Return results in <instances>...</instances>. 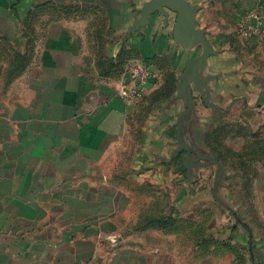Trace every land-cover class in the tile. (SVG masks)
Masks as SVG:
<instances>
[{"label":"crops","instance_id":"crops-1","mask_svg":"<svg viewBox=\"0 0 264 264\" xmlns=\"http://www.w3.org/2000/svg\"><path fill=\"white\" fill-rule=\"evenodd\" d=\"M185 1L186 23L204 31L212 52L187 77L194 107L183 137L223 164V201L234 210L222 191L229 186L243 206L253 192L264 224V162L238 174L237 158L229 166L230 154L221 160L204 139L220 123L264 134V36L242 29L264 0ZM150 3L0 0V264H185V230L145 226L170 203L191 216L199 210L193 223H213L218 235L215 215L200 211L227 208L214 194L217 165L187 169L177 138L189 95L182 77L206 46L179 26L176 10L144 18ZM134 60L151 62L152 75L132 105L120 90L132 85ZM233 138L227 148L242 150L245 137ZM226 226L221 237L246 248V233ZM191 240L187 264L227 256L234 264L231 251L210 245L202 255L200 237Z\"/></svg>","mask_w":264,"mask_h":264},{"label":"trees","instance_id":"trees-1","mask_svg":"<svg viewBox=\"0 0 264 264\" xmlns=\"http://www.w3.org/2000/svg\"><path fill=\"white\" fill-rule=\"evenodd\" d=\"M17 57H18L17 59L20 60L21 56L19 54ZM130 63L131 62L127 63L126 65L127 69ZM143 63H145L147 66L151 65V62L147 60H144ZM15 70L16 69H12L10 73L12 74ZM260 132H261L260 130L258 131L247 130L245 127H242L240 125L220 123L216 128H214L209 133H207L204 139L208 148L212 151V153H214L221 160H225L227 154H230L231 152V149L225 146V139L229 135H232V137L244 136L246 140V144L244 145L240 153H236L238 166L246 170L244 173L254 172L256 174L255 166L257 165L258 162H264V138L262 136L259 137V135H261ZM244 179L250 180L246 176H244ZM197 212H199V210ZM197 212H194L193 217L190 218L185 216L183 214L184 212H182L180 208H175V206L172 203H170L166 211L163 212V214L161 215L155 214L152 215L151 217H148L146 219L145 226L158 227V228H171V229L177 227L178 229L186 230L185 228L187 224V226L189 227L191 226L195 227V229H193L192 234H194L195 236L198 235L200 237L201 244L205 241L209 242L208 247L207 246L205 247V245L202 244V248L205 250L202 251L201 253L202 255L203 254L207 255L209 251L206 250L209 248L210 245H214L215 250H217L216 252L218 251L224 252L229 250L234 254V256L236 255L239 256L240 258L244 257L243 255L244 251L241 250L242 245L240 251H235L237 250V247L233 245L231 241L228 240L224 242L222 247H220L222 241L215 240V238L212 235L211 236L208 235L206 226L202 224L196 225L195 223H193V220L196 218Z\"/></svg>","mask_w":264,"mask_h":264},{"label":"rangeland","instance_id":"rangeland-1","mask_svg":"<svg viewBox=\"0 0 264 264\" xmlns=\"http://www.w3.org/2000/svg\"><path fill=\"white\" fill-rule=\"evenodd\" d=\"M233 128V127H232ZM233 130V129H232ZM234 131V130H233ZM261 135H259V137H263L264 134L262 132H260ZM229 135V134H228ZM231 139H234L231 135H229L225 140V146L228 147L227 145V141L231 140ZM242 150H239L238 152H230V158L227 160V164L229 166H231V161L236 157V153H240ZM228 167V166H226ZM237 169V173L238 174H241V172H245L246 170L245 169H242L240 168V166H236ZM230 168V167H229ZM210 180L213 181L214 179V174H210ZM251 186V185H250ZM231 187V188H230ZM229 192L226 191L225 188H223V195L225 194L226 196V199H228L229 201H231L233 203V206L235 207L234 208V211L235 212H230L229 209H225V207H221L219 208L218 206H214L212 207L211 205V208H200V211L201 212H204L206 213L207 215H211V216H214L217 218L218 220V235L215 236L214 232L212 231V229L214 228V224L212 223L211 224V227L213 228H207V232H208V235H212L214 238L217 237V240H220L222 241V243L220 244V247L223 246L224 242L225 241H228L227 238H222L221 236H225V227H227L226 225H230L232 226L233 228V232H239L240 230L243 232V233H246L247 235V239L246 242L247 244L245 243V246L246 248L240 244V243H236L234 242V239H232L231 243L233 245H235L237 247V250L235 251H240L241 249V245H242V251L243 252V255L244 257L240 258L239 256H234V263L236 264H251L253 262L252 260V257H251V251L254 252L255 254V258L258 259L259 263L257 264H263L264 263V251H262L261 249L263 248V246L261 247V242L262 240L264 241V224L262 222V219L260 218V215L258 213V209L250 202L249 198H252V194L253 192H248L246 191V195L248 197V203H249V206H243L241 205V193H240V189H238L235 185L234 186H229ZM223 200V199H222ZM207 207V206H206ZM196 212V211H195ZM189 213H193V210L190 211V212H187V213H183L185 216L187 217H193L189 215ZM189 215V216H188ZM236 216L241 217L245 220V222H242L241 221H237L236 219ZM221 217H231V220L229 221V223L231 224H225V223H222V221H220V219H222ZM185 233H186V237L188 235V241L184 240V242L186 241V244H189L188 245H184L185 246V251L184 252V259H185V264L189 263V259L190 256H189V248H190V245H191V235L193 233V229H195V227H189L187 226L186 224V228H185ZM221 232V233H220ZM224 234V235H223ZM249 235H250V239L252 240V243L250 244L249 242ZM261 236V239H259V236ZM245 240V239H244ZM208 241H205L203 242L202 244L205 245V247L207 246L208 247ZM217 246V245H216ZM221 249H224V248H221ZM249 251V252H248ZM221 262V264H227L229 263V257H225L223 259H221V261L219 260V263ZM203 263H206V264H210L211 261L210 260H205ZM202 264V263H201Z\"/></svg>","mask_w":264,"mask_h":264},{"label":"water","instance_id":"water-1","mask_svg":"<svg viewBox=\"0 0 264 264\" xmlns=\"http://www.w3.org/2000/svg\"><path fill=\"white\" fill-rule=\"evenodd\" d=\"M170 8L173 10L178 11V24L179 26L183 27L184 29H187L191 32H193L195 35H197L205 44L206 50L204 54H202L200 57L195 58L187 68L186 72L184 73V76L182 77L184 88H186L189 95L188 96V103L187 107L181 112L179 119H178V131H177V138L180 143V149L185 150L187 152V162L185 164L187 169H190L194 165L198 166H211V165H217V170L215 174V182H214V194L217 200L222 204L223 206H226L228 209H230L232 212L234 210L229 207L219 196L218 194V187L220 185L223 173H224V166L223 164L214 158L213 156L209 155L208 153H204L197 148H195L193 145L189 144L183 137V129H184V117L191 112V110L194 107V100L193 95L191 94L189 84L187 77L190 73H192L195 69V67L200 64L202 61H204L206 58L209 57V55L212 52V47L209 42V40L206 38L205 33L201 29L195 28L193 25H189L186 23V18L191 12V8L189 7L188 3L185 0H151L150 5H148L144 11L143 16H147L150 12H153L155 10L162 11L164 13V8ZM196 154V158L192 157V154ZM204 159L206 160V163H199L197 164V160Z\"/></svg>","mask_w":264,"mask_h":264},{"label":"built area","instance_id":"built-area-1","mask_svg":"<svg viewBox=\"0 0 264 264\" xmlns=\"http://www.w3.org/2000/svg\"><path fill=\"white\" fill-rule=\"evenodd\" d=\"M256 19V24L252 27L248 26L249 19ZM261 18H264V6L259 10L250 11L244 17V27L242 28L245 35L250 36L252 34L263 37L264 29L261 26ZM127 71L129 72L132 85H124L120 90V96L125 99L129 104H136L140 96L142 95L143 88L150 79L152 73L145 63L141 61H132Z\"/></svg>","mask_w":264,"mask_h":264}]
</instances>
